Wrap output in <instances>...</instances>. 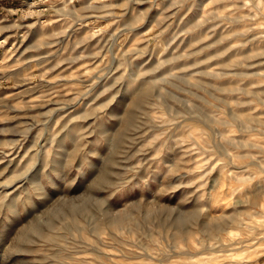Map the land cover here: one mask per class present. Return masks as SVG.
Masks as SVG:
<instances>
[{
    "label": "rangeland",
    "instance_id": "rangeland-1",
    "mask_svg": "<svg viewBox=\"0 0 264 264\" xmlns=\"http://www.w3.org/2000/svg\"><path fill=\"white\" fill-rule=\"evenodd\" d=\"M0 264H264V0H0Z\"/></svg>",
    "mask_w": 264,
    "mask_h": 264
},
{
    "label": "bare ground",
    "instance_id": "bare-ground-1",
    "mask_svg": "<svg viewBox=\"0 0 264 264\" xmlns=\"http://www.w3.org/2000/svg\"><path fill=\"white\" fill-rule=\"evenodd\" d=\"M215 231V230H214ZM230 244H232V243H230ZM248 254V253H247ZM214 258H216V257H214V256H211L210 257V259L212 260V259H214ZM255 261V260H254ZM238 263V262H237ZM240 263V262H239Z\"/></svg>",
    "mask_w": 264,
    "mask_h": 264
}]
</instances>
